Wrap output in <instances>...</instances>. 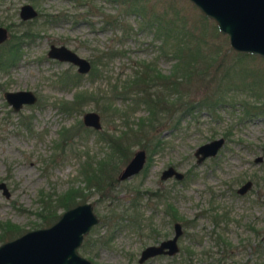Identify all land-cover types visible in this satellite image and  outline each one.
<instances>
[{"label": "rangeland", "instance_id": "rangeland-1", "mask_svg": "<svg viewBox=\"0 0 264 264\" xmlns=\"http://www.w3.org/2000/svg\"><path fill=\"white\" fill-rule=\"evenodd\" d=\"M137 1L141 12L122 0H0V24L9 31L0 51L12 41L14 32L29 29L36 34L32 40L23 41L14 64L0 66V181L10 191L6 197L0 189V220L16 222L22 231L36 228L39 218L34 212L40 208V193L55 195L75 185L82 189L100 218L87 234L83 248H79L95 264H136L143 247L172 236L174 219L166 211L169 203L182 221L179 251L173 256H157L145 264H264V241L256 249L264 239V106L259 113L245 115L242 100L261 104L262 99L229 84L253 85L254 72H264V57L252 54L236 60L228 37L189 0ZM25 2L34 6L37 16L20 18V6ZM154 14L184 18L189 27L203 32L218 57L227 60L219 66V60L213 63L204 79H195L184 91L196 102L206 94L216 93L221 77V101L214 108H194L192 115L181 118L175 130L170 131L168 126L180 113L171 122L165 117L160 127L163 147L149 153L145 142L142 145L133 141L124 161L98 140L92 127L79 131L75 144L65 151L55 147L59 130L75 126L86 111H97L102 122L99 130L107 131L123 130L126 124L135 126L139 116H146L148 110L142 103L128 115L105 110L102 103L107 96H113L115 85L119 89L123 81L142 70L143 63L165 74L174 69L176 57L162 53L161 37L147 25V18ZM52 43L65 44L88 58L92 62L90 71L80 73L75 84L59 82V74L78 71L69 62L47 56ZM105 53L98 66L100 73L94 77L93 60ZM228 65L230 71L224 73ZM242 65L248 68L247 73L240 71ZM257 85L264 86V80ZM20 89L32 90L37 100L14 110L4 91ZM81 91L87 92V100L80 104V110L66 113L60 109L61 102L71 101ZM127 97L126 101L116 97L113 105L124 107L134 94ZM220 136L225 141L217 154L198 163L196 148ZM139 149L146 152L144 167L119 180L125 164ZM87 155L94 163L101 158L112 159L110 168L115 180L105 194L86 185L82 166ZM257 156L262 160L256 162ZM169 164L184 173L181 180L160 179L162 169ZM247 179L253 181L252 187L238 194L237 187ZM149 190H160L164 196L158 199ZM57 210L61 213L65 209ZM214 215L218 217L217 224ZM217 232L228 244L219 242ZM109 236L107 243H100Z\"/></svg>", "mask_w": 264, "mask_h": 264}, {"label": "trees", "instance_id": "trees-1", "mask_svg": "<svg viewBox=\"0 0 264 264\" xmlns=\"http://www.w3.org/2000/svg\"><path fill=\"white\" fill-rule=\"evenodd\" d=\"M128 1V5L133 10L140 11L141 4L137 0H122ZM141 12V11H140ZM204 18L206 15L202 14ZM180 17V16H179ZM147 25L149 28L155 29L158 37H161L162 44L160 45L163 54H172L176 57L174 63V69L169 74L161 72L154 65L150 63H143L142 70H139L133 74V76L127 78L122 82L118 89L115 85L113 96H107V101L103 104V109H110L113 113H124L128 115L129 111H135L137 105L145 104L148 110L146 116H139L137 121L134 122L135 126L129 124L125 125V128L118 130H97L98 140H102L107 147L112 150L113 155H117L120 160L128 159L129 144H133V141H139L149 150V153L161 149L164 145L163 134L160 131V127L165 124V117L168 118V122L172 121V118L177 116L168 128L175 130L178 128L180 120L186 115H192L194 108L207 107L214 108L216 102L221 101L222 95L219 92L223 89V79L220 77V81L217 83V91L212 92L214 94H206L201 99H197L196 102L189 98L185 90H188L193 85L195 79H204L208 75L210 67L213 63L219 60L217 66L222 65L227 60L224 57H218L216 51L209 47L206 42L203 32L195 31L194 27H189L184 18H171L162 14H154L147 18ZM216 28V25H214ZM205 31V29L203 30ZM36 34L29 29H24L20 34L14 32L12 41L3 47L0 51V65L1 67H8L14 64L21 51V45L24 40H32ZM203 46L205 48H203ZM236 51V50H235ZM217 54V55H216ZM237 59L241 60L243 55H249L245 52L236 51ZM110 55V54H109ZM105 55H97L93 60L94 68L91 70V74L94 77L99 75L98 66L102 64ZM253 56V55H252ZM92 63V62H91ZM231 65V64H230ZM230 65L226 66L224 73L230 71ZM240 71L247 73L248 68L242 65ZM81 75L78 72L71 74L69 71H65L59 74V82L67 84L71 82L75 84L78 81V77ZM254 78L250 82L239 86L234 83H229L231 87L236 89L248 91V95L253 96L257 100L262 99L261 104L249 103L247 100H242L245 115L256 114L262 110L264 106V86H258L264 80V72H254ZM152 87V91L150 88ZM240 87V88H239ZM86 91L76 92L71 101H63L60 104V109L66 113H71L75 110H80V104L87 100ZM133 93L134 97H129L131 101L124 107L114 106L116 97L123 98L122 101L128 99L127 94ZM127 121V117H126ZM89 126H85L81 120L72 127H66L59 130V140L55 141V147L61 148L65 151L70 145H74V138L77 137L79 131L88 130ZM136 139V140H135ZM131 140V141H130ZM141 141V142H140ZM92 157L87 155V158L83 162L82 172L85 176L87 187L94 186L100 193L105 194L106 189L110 187L111 183L115 180L111 172L112 159L101 158L94 163L91 160ZM39 209L35 211L39 218V225H47L55 221L60 213L57 208L61 207L67 209L79 202L86 201V195L82 192L79 186L71 185L63 192L58 194L40 193ZM55 196V198H53ZM175 209V208H174ZM176 216L177 213L173 212ZM218 215V214H217ZM219 216V215H218ZM214 223H218V217L214 215ZM186 221V220H185ZM2 227V228H1ZM18 225L11 221L0 220V242L5 237L18 230ZM2 229V232H1ZM217 238L223 244H228V241L219 232L216 233ZM109 239L111 236L108 237ZM264 239L260 240L256 249H259L263 244ZM260 245V246H259ZM228 247V246H227ZM191 253V252H190ZM256 262V261H255ZM253 262V264H255ZM264 263V260L261 261Z\"/></svg>", "mask_w": 264, "mask_h": 264}, {"label": "water", "instance_id": "water-1", "mask_svg": "<svg viewBox=\"0 0 264 264\" xmlns=\"http://www.w3.org/2000/svg\"><path fill=\"white\" fill-rule=\"evenodd\" d=\"M204 15L213 20L220 33L228 37L230 47L239 52L256 54L264 57V0H189ZM22 19L37 16L38 11L28 2L20 6ZM7 29L0 26V42L7 38ZM47 56L60 61L69 62L76 66L81 73H88L91 62L88 58L79 55L65 44H50ZM6 100L19 109L23 103L36 101V94L29 89L6 90ZM85 126L101 129L100 114L95 110L86 111L82 116ZM223 136L213 138L200 144L195 150L196 161L199 163L208 156H214L224 144ZM146 160V152L137 150L125 164L119 174V179H125L139 172ZM262 156L255 158L256 162ZM175 175L183 178L184 173L173 166H168L162 177ZM251 186L246 181L238 188L244 192ZM0 188L6 197L10 191L4 181H0ZM99 221L94 212L93 204L89 201L79 202L63 210L57 220L47 227L29 230L20 236L0 243V264H93L82 256L77 247L85 233ZM176 232L172 238L161 241L160 244L146 246L140 260L157 253H173L177 251L176 240L181 233L180 224L176 223Z\"/></svg>", "mask_w": 264, "mask_h": 264}, {"label": "flooded vegetation", "instance_id": "flooded-vegetation-1", "mask_svg": "<svg viewBox=\"0 0 264 264\" xmlns=\"http://www.w3.org/2000/svg\"><path fill=\"white\" fill-rule=\"evenodd\" d=\"M19 15H20V13H19ZM21 18V17H20ZM22 19V18H21ZM22 20H26V19H22ZM0 26H1V24H0ZM5 27V26H4ZM6 29H7V33H8V35H9V31H8V28L7 27H5ZM7 35V36H8ZM6 40V39H5ZM4 40V41H5ZM4 41H2V42H4ZM2 42H0V44L2 43ZM1 66V65H0ZM6 91V90H5ZM4 91V92H5ZM32 91V90H31ZM35 93V92H34ZM37 96V95H36ZM37 100V99H36ZM7 101V100H6ZM8 102V101H7ZM36 102V101H35ZM35 102H33V103H35ZM9 103V102H8ZM33 103H23L22 104V106L23 105H26V104H28V105H30V104H33ZM10 104V103H9ZM11 105V104H10ZM12 106V105H11ZM21 106V107H22ZM20 107V108H21ZM12 108L14 109V110H19V109H15L13 106H12ZM145 164V163H144ZM168 166H173L174 168H176L174 165H172V164H169ZM168 166H166L165 168H163L162 169V171H161V173H160V179L161 180H167V179H169V178H174V179H176V180H181L182 178H177L175 175H171V176H168V177H162V173H163V171L168 167ZM143 167H144V165H143ZM142 167V168H143ZM177 169V168H176ZM138 173V172H137ZM136 173V174H137ZM133 175H135V174H133ZM132 176V175H131ZM130 177V176H129ZM128 177V178H129ZM118 179H119V177H118ZM125 179H127V178H125ZM119 180H124V179H119ZM248 180H250L251 181V186L249 187V189L252 187V185H253V181L251 180V179H247V180H245L241 185H243L246 181H248ZM241 185H239L238 187H237V189H236V191H237V193L238 194H240V195H243V194H245L249 189H247L246 191H244V192H239L238 191V188L241 186ZM0 189H2V188H0ZM2 192H3V189H2ZM150 194H152L153 196H155L156 198H158V199H160L162 196H164V194L162 193V192H160V190H149L148 191ZM4 194V193H3ZM5 195V194H4ZM175 206H173L172 204H168L167 206H166V211L169 213V214H171L172 215V217H173V219H174V223H173V234H172V236H167V237H165V238H162L161 240H159V241H157V242H155V243H150V244H147L146 246H148V245H152V244H160V242L161 241H164V240H166V239H169V238H172L174 235H175V232H176V223H179L180 224V228H181V233H180V235L178 236V238H177V240H176V243H177V247H178V249H177V251H175V252H173V253H164V252H161V253H157V254H154V255H150L149 257H147L146 259H144V260H140V257H141V252H142V250L146 247H143L142 248V250L140 251V253H139V256H138V258H137V263L136 264H145L148 260H150V259H152V258H155V257H157V256H173L176 252H178L179 251V245H178V239H179V237L181 236V234H182V232H183V227H182V221L180 222L179 221V219H181V217H180V215L178 214V212H177V209L175 208ZM173 212H176L177 213V215L176 216H174L173 215ZM34 214H35V212H34ZM36 215V214H35ZM98 218H99V216H98ZM57 220V219H56ZM55 220V221H56ZM1 221H3V222H5V221H11V220H8V219H6V220H1ZM55 221H53V222H55ZM99 221H100V218H99ZM99 221L96 223V224H98L99 223ZM185 221V220H184ZM11 222H13V221H11ZM52 222V223H53ZM14 224H16V225H18V230L17 231H15L14 233H11L9 236L7 235L6 237H5V239H3V240H1V243H3L4 241H7V240H10V239H13V238H16V237H18V236H20L21 234H23V233H25V232H27V231H29V230H33V229H37V228H41V227H47V226H49V225H51L52 223H50V224H45V225H39L38 223H36V226H38V227H36V228H33V229H28V230H25V231H22V228H21V226L18 224V223H16V222H13ZM96 224H94V225H96ZM93 225V226H94ZM93 226H91V228L93 227ZM2 228V227H1ZM91 228L89 229V231L87 232V233H85L84 234V236H83V238H82V241H81V243H80V245L77 247V249H78V251H79V248L80 247H82L83 248V246L85 245V243H86V240H85V238H86V236H87V234L90 232V230H91ZM1 232H2V229H1ZM110 239L109 238H106V239H103V240H101V242L100 243H107L108 241H109ZM95 241H100V240H95ZM80 253V252H79ZM81 254V253H80ZM82 255V254H81ZM82 256H84V255H82ZM85 257V256H84ZM87 258V257H86ZM87 259H89V258H87ZM93 264H95L91 259H89Z\"/></svg>", "mask_w": 264, "mask_h": 264}]
</instances>
